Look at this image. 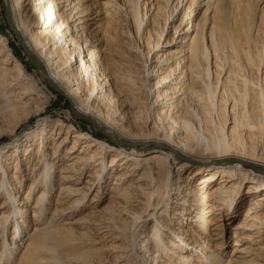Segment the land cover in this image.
I'll use <instances>...</instances> for the list:
<instances>
[{"label":"rangeland","instance_id":"374dc122","mask_svg":"<svg viewBox=\"0 0 264 264\" xmlns=\"http://www.w3.org/2000/svg\"><path fill=\"white\" fill-rule=\"evenodd\" d=\"M78 1L75 0V3ZM183 1V8L180 6L176 11L173 6L178 0H168L167 3L165 0H132L134 12L138 20H141L142 25L137 31L125 0H101V6L103 7L101 15L98 16L100 20L95 26L97 28L95 31L96 40L93 43V49L98 53L100 62L93 73L99 76L100 73L105 72L106 77L101 78L97 90L89 96L85 93L88 89V78H84L83 73L80 76L78 75L79 72H75V74L77 73L79 88L83 87L85 89L81 100L77 102L80 109L87 107L88 110H92V112L98 114L96 112L97 96L103 95L104 104L102 103L100 107L108 110L111 116L107 127L103 126V124H89L84 119L76 117L72 113L69 98L60 95L54 90L52 94L48 95L50 97L48 102L44 104L45 99H40L39 95L41 92H45L48 80L45 79L42 71L31 63L23 47L20 45L17 35L9 28L4 12L5 1L0 0V34L7 41L8 50L12 58L21 63L26 75L32 78L31 82L24 81L23 84H30L33 87V91L29 94L20 95L19 91L24 90V86L20 83L14 82L12 85L6 86L5 91L9 93L12 103H20L17 104L18 107L26 109L27 112L14 119L0 115V147L3 148L6 145L7 150H9L8 154L4 156V158H7L6 164H4V161L3 164L9 167L8 172L12 173L13 178L16 179L22 176V181L25 184L24 186L22 183V187L15 189L19 185V182L17 180L12 182L15 191L17 190L16 192H18L16 195L17 199L20 197L19 200L23 202L24 196L31 186L30 183L36 185V189L31 194L30 203L28 204L29 210L26 213L27 218H29L28 227L26 225L23 226L24 230L20 234L15 217L10 218L12 223L8 226V229L6 228L5 236L11 239L15 236L12 242H18L22 238L20 247H23L24 243L26 244L27 242L29 234L35 229V226H41V221H36L33 218L39 182L38 176L35 173L33 174L32 169L34 166L38 168L44 167L45 160H54V178L51 182V187H49L48 201H44L48 210L44 221L52 219L56 208L60 211L66 207L61 202V199L63 200L65 195L62 194V187L64 186H72L76 189L77 192L71 198H80L85 204L81 208H73L74 212L69 211L68 214L63 212L56 216L54 215L56 217L54 223L58 221L56 223L58 224L66 218V221L62 223L66 224L69 222V217L73 220L90 217H88L89 223L87 225L72 226L76 234L84 236L87 234V236L82 240L72 242L74 246L71 249V264H80L83 259L78 255L86 251L94 254V260L97 261L100 258L102 260L101 264H124L128 256H133L134 258L133 252L130 250V244H133V250L137 258L135 264H165L162 253L174 257L176 256L175 253L183 254L184 251L189 250L188 252H190L191 249L194 251L191 245L194 242L193 240H204L195 232L197 231V223L195 221L197 214L193 212L194 208L192 206L197 208V212L207 217L212 204L216 205L218 210L214 211L210 216L212 223L209 224V234L211 236L208 239L211 240L213 245L209 246L212 251L220 254L221 260L218 263L211 264H264V196L260 197V195H264V172H256V170L254 171L251 168H258V166L262 168L264 160H261V162L257 161L255 165H251L248 162L240 163L247 169L248 173L239 181L240 186L238 189H234L233 183H230L231 179H229L230 182L227 181L224 185H221L223 181L219 172L213 175L209 184L205 183L206 179L210 178V175L213 174L207 170V167L211 166L218 168L217 170H221L223 165L228 169L229 165L225 164L227 160H212L211 158H207V156L200 158L193 153H189V150H187L188 147H191L194 149V152L195 150L205 152L212 145L210 144L211 141L207 132L203 133L199 131L197 137H193V133L191 132L193 129L204 125L201 122V117L203 119L204 117L201 109V105L203 104L189 92L191 85L197 87L196 91L199 90L201 80L197 78V75L190 68V50L187 49V44L190 41L188 39L198 38L202 42L203 49H206L207 58L205 64L203 63L204 68L207 70L205 73L207 78L205 79L209 87L218 82V89L214 100V106H216L218 97H221L223 93L221 85L229 75L230 66L226 64L220 70V78L217 79L215 71L217 70L216 66L219 64V61L216 59L213 49L207 48L211 45L213 39L211 33L212 28H215L216 23L214 21H217L220 13L228 24L234 23L235 20L237 22L246 21L252 26V34L263 38L264 42V0H216L215 5L209 0H200L198 6L195 5L196 10L193 16L189 18L186 16L187 22L191 23L188 24L184 21L180 29L181 31L179 30L175 35L174 26L180 25V19L183 16L181 10L183 12L186 11L191 0ZM82 3L90 2L81 0ZM60 5L58 4L56 8H59ZM158 6L163 8V14L165 13V15H167V10H169L171 25L168 23L167 25L163 24V14H156ZM32 13L33 11L30 16L33 15ZM90 17L93 18V14ZM34 21L36 20L34 19ZM43 22L40 19L36 21L35 25L39 26ZM190 24L194 25L193 29H191ZM77 27H79L77 30L82 28L81 25H77ZM164 27L167 29L166 32H162ZM150 31L155 37H158V32L162 33V38L166 39L167 44H163L162 39H159L160 45L152 51V54L149 56V62H146L147 42L145 38ZM70 47L72 46H68V48ZM168 49H174L175 54L166 60L165 55ZM83 55L84 60H87L89 56L82 54V57ZM179 60H182L180 66H178ZM1 62L0 60V68L3 67ZM172 63H176L174 65H177V70L168 76L167 68L171 69L175 67L174 65L171 66ZM108 65L117 66L120 69L114 71L113 75L109 73ZM257 73L258 81L263 80L262 83H264V62ZM159 76H162L166 80L158 90L166 92V89L169 88L168 90L171 93H169V96L173 97L177 105L174 111L171 110L167 116L163 117L159 116L162 112L161 108H168L172 100L164 98L163 102H156V82L159 80ZM66 85H63L65 90H67L69 84ZM173 86L177 87V89L180 88L178 94H175L171 90ZM220 87L221 93L219 92ZM109 91L113 92V94L108 95ZM12 92L14 93L12 94ZM37 92L39 95H37ZM233 104L231 98L226 102L227 120L223 131V134L226 135L227 133L230 134V131L235 127V118L232 115L231 108ZM36 105L40 106V109L37 111L35 110ZM181 107L186 110L188 109L191 112V117L185 119L182 115V110L177 111ZM140 111L141 113L139 114ZM175 117L178 118L177 128L175 131H171L168 127ZM211 119L212 123L215 124L217 115L213 113ZM197 122L200 123L196 124ZM39 123H43V126ZM109 127H115L116 130L120 129L126 133H134L138 128H143L146 133H152L153 135L148 136V138L147 136L143 137L145 140L144 144L136 143L134 145L130 144V141L120 142V140V143L117 144L116 138L109 133ZM41 128L44 131L43 149L45 152L39 158L36 154L39 140L35 138L31 141L26 136L29 133L31 135L32 133L41 132L39 131ZM12 129L13 132L10 131ZM187 133H190L189 136L191 138L188 142L180 145L183 146L185 149L183 151L188 155H176L175 150L169 149L168 146H175L174 142L183 139ZM262 136L264 137V133ZM32 137L34 138V134ZM263 137L262 140H257L256 155L258 154V157H264ZM90 140L94 141L88 144ZM101 141H105L104 145L109 146L102 151L98 145ZM248 143L250 145V142ZM16 144L18 146L15 147ZM216 144L218 145V143ZM165 145H168V148L163 147ZM27 147L31 151L29 155L26 154ZM41 147L42 145H40ZM154 147L163 149L162 153L167 156L170 183L166 196L150 216L142 214L144 216L137 222V227H132L128 235L126 233H119L115 227H112L113 225L109 219L111 213L107 210L112 208L119 214L118 225L123 222L128 214H126V211H122L121 214L119 213V211L123 210V206L120 207L121 200H115L113 205L111 204L112 199H116L117 197V194L114 196V190L116 187L120 189L121 185L124 184L130 194V207L136 209L139 206V201L135 202L136 195L139 194L140 187L150 184L148 177L149 170L143 160L149 154L156 151ZM16 158L20 161V168L17 171L15 167ZM228 161L237 162L235 159ZM70 167L71 169H68ZM194 167H200L201 171L195 174V171H193ZM2 174L4 175L5 173H2V170H0V176ZM248 174H250V177H255V182L252 185L250 184L253 180ZM64 176L67 178H64ZM4 177L7 178L8 176L4 175ZM186 178L191 179L193 187L202 196L200 203L188 206L189 209L191 208V211L187 212L186 216L180 215L182 217L180 220H177L179 214H172L173 209H171V214L163 216L165 215L164 210L168 208L176 193L172 188L182 183ZM234 190L237 193L234 194ZM234 195L236 204L228 207L225 204V200ZM58 198L60 202H57ZM1 205L2 201H0ZM158 217L165 221L168 218L171 220V218L175 217L171 222L167 223L165 235L162 237V241L166 240L164 251L162 250V252H155L156 249L153 248V244H150L152 237L151 226H153L154 220ZM19 222L22 223L21 220ZM182 226H184L183 231L189 235L192 242L189 241L187 243L186 240L184 241L183 237L185 238L186 236L180 231ZM7 238H5L6 241ZM174 240L176 241L175 244L173 243ZM83 246L84 249H82ZM8 252L7 250V255H9ZM20 255L15 260H19ZM48 256H51V254H48ZM15 260H12L8 264H16ZM3 261L4 259L2 258ZM3 263L6 264V261ZM191 264L198 263L191 261Z\"/></svg>","mask_w":264,"mask_h":264},{"label":"bare ground","instance_id":"6f19581e","mask_svg":"<svg viewBox=\"0 0 264 264\" xmlns=\"http://www.w3.org/2000/svg\"><path fill=\"white\" fill-rule=\"evenodd\" d=\"M4 1V8H6V0ZM87 1L90 3L81 4V0H79L77 3H75V0H9L8 8L11 12L13 24L20 33L21 43L27 49L29 56L34 61L42 63L47 70V75L42 72L45 79L48 80L46 90L45 92H41L40 95L37 92V95H39L40 99H45L44 104L48 102L50 98L48 95L52 94L54 90L48 79L50 77L64 92L65 97L69 98L68 100L73 104L78 112L84 114L87 117H85L86 119L83 118L85 121L93 125L103 124V126H107L108 120L111 118V116L108 110L102 109L100 107L104 101L103 95L97 96L98 101L96 105V112H98V114L92 112V110H88L87 107L80 109L79 105L77 104V102L81 100L85 89L83 87L79 88V80L77 79V73L75 74V72H79V76L83 73V77L88 78V89L85 93H87L89 96L94 94V92L97 90L98 85H100L99 83L101 78L103 79V77H106L105 72L100 73L99 76H97L96 73H93L100 62L98 53L93 49V43L96 40L95 31L97 28H95V26L100 20V17L98 16L101 15L103 6H101V0ZM209 1L213 2L215 5L216 0ZM165 2L167 3L168 0H165ZM183 2V0H178V2L173 6L174 9L177 11L180 6L183 8ZM125 3L132 14L131 18L133 19V23L136 25V29L138 31L142 25L141 20H138L134 12L132 0H125ZM198 3H200V0H191L186 11L183 12L181 10L183 16L180 19V25L174 26L175 35L182 28V23L184 21L187 22L186 19L190 16H193ZM58 4L61 5L59 8H56ZM157 8L156 14H163V8L160 6ZM32 11L33 15L30 16ZM167 11V15H165V13L162 15V21L165 25H167V23L170 24L171 19V14L169 13V10ZM92 14L94 16L93 18L90 17ZM34 19L36 21L42 19L44 22L38 26L35 25L36 21H34ZM224 20L225 19L223 18V15L220 13L217 17V21H214L216 23L215 28H212L211 37H213V39L211 45L207 47L208 49H213L215 57L219 61V64L216 63L217 70L215 71L217 74V79L220 78V70H222L226 64H229L230 66L228 72L229 75L225 82H223L221 85L223 88V93L221 94V97H218L216 106H214V100L216 97V91L218 89V82L209 87L207 80L205 79L207 78V75H205L207 70L204 68L203 63L205 64L207 58L206 49H203L202 42L198 38L188 39V41H190V43L187 44V49L190 50V68L193 70L194 74L197 75V78L201 80V84H199V90L196 91L197 87L191 85L189 87V92H191L194 97H197L203 104L201 105V109L202 115L204 117V119L201 117V122L204 123V125L202 127L193 129L191 132L193 133V137H197L199 131H202L203 133L207 132L211 141L210 144L212 145L208 148V151L205 152L197 150L194 152V149L191 147H188L187 150H189V153H193L200 158L207 156V158H211L212 160H227L225 161V164L229 165L228 169L223 165L222 168L220 167L221 170H217L218 168L211 166L207 167V170L213 174L210 173V178L206 179L205 183L209 184L213 175L219 172L223 181L221 185H224V183L227 181L230 182L229 179H231L230 183H233L232 186L234 189H238L240 186L239 181L248 173L247 169L244 168L240 163L248 162L251 165H255L257 161L261 162V160H264L263 156L258 157V154L256 155L257 140H262V135L264 133V83H262L263 80L259 82L257 76V72L264 62V42L263 38L252 34V26L248 22H237V20H235L234 23L228 24ZM187 23L189 24L191 22ZM77 25H81L82 28L77 30L79 28ZM193 27L194 25L192 24L191 29H193ZM166 30V27H164L162 32H166ZM158 34V37H155L150 31L145 38L147 42V53L145 54L146 62H149V56L152 54V51H154L155 48L160 45V42H158L159 39H162L163 44H167L166 39L162 38V33L158 32ZM68 46L72 47L68 48ZM8 49L9 46H7L6 39L0 34V60L2 61L1 65L3 66L0 68V115L14 119L20 117L21 114H25L27 110L18 107L17 104L20 103H12L9 93L5 91L6 86H10L14 82L20 83L22 86H24V90L19 91L20 95L26 93L29 94L33 91V87L30 84H23L24 81L31 82L32 78H29L26 75L21 63L12 58V55ZM82 54H87L89 56L87 60H84V55L82 57ZM174 54V49H168L165 59H170L174 56ZM181 63L182 60H179L178 66H180ZM12 64L14 65L12 66ZM174 64L176 63H172L171 66ZM174 66L175 67H172L171 69H168L169 67L167 68L168 76L177 70V65ZM118 69L120 68L117 66L113 67L108 65L110 74H113L114 71ZM158 79L159 80L156 82V102H163L164 98H169L168 100H172L168 108H161L162 112L159 114V116L163 117L165 115L167 116L171 110L174 111L177 108V105L175 104L173 97L169 96V88L166 89V92L158 90V88L161 87L166 80L162 76H159ZM66 84H69L67 90H65L63 87V85ZM221 87L219 92L221 91ZM171 90L175 94H178L180 88L177 89V87L173 86ZM13 93L14 92H12V94ZM107 94L112 95L113 92L109 91ZM230 98L234 103L231 108L233 112L232 115L235 118V127L230 131V134L227 133L226 135L223 134L225 128L224 125L227 120L225 107L226 102ZM39 109L40 106L36 105L35 110L37 111ZM180 110H182V115L185 119H187V117H191V112L188 109L186 110L181 107L177 111ZM140 113L141 111L139 114ZM213 113L217 115L215 124L212 123L211 119ZM177 120V117L172 119L168 127L169 130L175 131L178 123ZM198 123L200 122H197L196 124ZM39 124L43 126V123ZM108 129L110 130L109 133L116 138L117 144L123 141H130L129 143L134 145H136V143L144 144L145 140L143 137L147 136L148 138V136L153 135L152 133H146L143 128H138L134 133H126L120 129L116 130L115 127H109ZM10 131L13 132V129ZM39 131L41 132L32 133L31 135L30 133L27 134L26 138L30 139L31 141L35 138L39 140V147L36 154L40 158L45 151L43 149V128H41ZM190 133H187V135L178 142H174L175 146L172 145L170 147L165 145L163 147H169V149L171 148L173 151L175 150L176 155L186 156L185 154L187 153L183 151L185 149L180 144L188 142V140L191 138V136H189ZM33 134L34 138L32 137ZM93 141L94 140L88 141V144L92 143ZM248 142H250V145H248ZM104 143L106 142L101 141V143L98 144L99 148H101V151L109 147L104 145ZM216 143H218V145ZM40 145H42L41 148ZM16 146H18V144H16L15 147ZM154 148L156 151L149 154V156L143 160L149 170L148 177L150 184L140 187L139 194L136 195L137 198L135 200V202L139 201V206L136 207V209L130 207V194L128 193V188H126L124 184L121 185L120 189L119 187H116L114 190V196L117 194V197L116 199H112L113 201L111 204L113 205L115 200H121L120 207L123 206V210L119 211V213L121 214L122 211H126V214H128V216L124 218L123 222L118 225L117 221L119 220V214H117V212H115L112 208L107 210L111 213V217L109 219L113 225L112 227H115L119 233H126V235H128L132 227H137V222L144 216L142 214L150 216L151 213L154 212L158 207V205L162 203L166 196V191L170 183V170L168 168L167 156L162 153L164 150L160 147ZM26 149V154L29 155L31 153L29 147ZM8 152L9 150H7L6 145H4L3 148L0 147V170H2V173H5L4 175L8 176L7 178H5L3 174L0 176V201H2V205L0 206V264H5L3 263L4 261H6V264H8L12 260H15L19 254H21L19 260L14 261L16 264H71V249L74 246V243L72 242L82 240L87 236V234L85 236L76 234L72 226L79 227L80 224L87 225L89 223L88 220L90 217L88 216L89 218L86 217L77 220H73L69 217V222L66 224H62L66 221V218L63 219L64 221L62 220L58 224H56L58 221L54 223V221H56V215L63 212L68 214L69 211H73V208H81V206L85 204V202L80 198H71V196L77 192L76 189H74L72 186H64L65 188L62 187V194L65 195L64 199H61V202H63L66 207L60 211H58L56 208L53 212L52 219L49 221L46 219V221H44L45 214L48 211L44 201H48L47 196L50 192L49 187H51V182L54 178V160H45L43 165L44 167L38 168L37 166H34L32 169L33 174L35 173V175L38 176L39 182V190L35 200L36 208H34L33 211V218L36 221H41V226H35V229L29 234L27 242L26 244L24 243L23 247H20L22 238L18 242H12L15 238L14 234L12 239L5 236V230L6 228L8 229V226L12 223V221H10V218L12 217H15L16 219V224L17 227H19L18 231H20V234L24 230L23 226L26 225V227H28L29 218H27L26 213L29 210L28 204L30 203V198L32 196L31 194H33L34 190L36 189V185H34V183H30L31 186L28 188V192L25 194L23 202L19 200L20 197L17 199L16 195L18 192H16L17 190L15 191V189L22 187L24 183L21 178L22 176L16 179L13 178L12 173L8 172L9 167L4 165L7 161V158H4V156L7 155ZM14 156H16V154H14ZM231 159H235L237 162H229L228 160ZM15 162L17 171L20 168V161L18 158H16ZM251 168L254 169V171L256 170V172H264V166H262V168L261 166H258V168ZM68 169H71V167ZM193 171H195V174H198L201 171V168L194 167ZM249 175L250 174H248V176ZM64 178L67 177L64 176ZM250 178L253 180L250 184L252 185L255 182V177L253 176ZM16 180L19 182V185H17V188L14 189L12 182ZM172 189L175 190L176 193L168 208L164 210L165 215L163 216L171 214V209H173L172 214H179V217L177 216V220H180V218L182 219L180 215L186 216L187 212L191 211V208L189 209L188 206L191 204H199L202 196L193 187V183L189 178H186L182 183H179ZM235 193H237L236 190H234V194ZM178 196L182 197L178 198ZM261 196L264 195L262 194L260 197ZM234 197L235 195L225 200V204L228 205V207L236 204ZM58 201L60 202L59 198L57 202ZM192 208H194L193 212L197 214L195 218L197 223V231L195 232L199 234L204 240H193L194 242L191 245L192 248H194V251L191 249L190 252H188L189 250H186L183 252V254L175 253L176 256L174 257L167 256L162 253V255H164L163 262H165V264H191V261H195L198 264H211L218 263L221 260L220 254L211 250L209 245L213 244L211 243V240L208 239L211 236L209 234V224L212 223L210 216L214 211L218 210V208L216 205L212 204L209 213L207 212L209 214L207 217L206 215L197 212V208L195 206H192ZM91 216L94 218L93 215ZM174 218L175 217L171 218V220ZM19 220H21L22 223H20ZM171 220L168 218L165 221L161 220L159 217L154 220V224L151 226L152 237L150 244H153V248L156 249L155 252H162V250L164 251L166 240L162 241V237L165 235L167 223L171 222ZM183 229L184 226L181 227L180 231L182 234H185ZM185 236V238L183 237L184 241L186 240L187 243L189 241L192 242V239L189 237V235H187V233ZM5 238H7V241ZM173 243L175 244L176 241L174 240ZM130 246V250H132L134 258L133 256H128L124 264H135L137 262L135 251L133 250V244H130ZM82 249H84V246ZM7 250L9 251V255L6 253ZM48 254H51V256H48ZM78 256L83 259L80 264L102 263L100 258H98L97 261L94 260V254L89 251L80 253ZM2 258L4 259L3 262Z\"/></svg>","mask_w":264,"mask_h":264},{"label":"water","instance_id":"95a60500","mask_svg":"<svg viewBox=\"0 0 264 264\" xmlns=\"http://www.w3.org/2000/svg\"><path fill=\"white\" fill-rule=\"evenodd\" d=\"M8 4H9V0H6V8L4 9V12H5V14H6V22H7L8 26H9V28L12 29V30L15 32V34L17 35L18 41L20 42V45L23 47L24 52L28 55V58H29V60L31 61V63H33V64H34L36 67H38V68H39V69H40L45 75H47V70L45 69L44 65H43L42 63H40V62H37V61H34L33 59H31V57H30L29 54H28L27 49H26L25 46H23V44L21 43L20 33H19V31H17L16 27H15L14 24H13V21H12V19H11V12L9 11ZM48 79H49V82H50L52 88H54V90H55L56 92H58L60 95L65 96L64 92L58 87V85L56 84V82H55L53 79H51L50 77H49ZM70 105H71L72 113H74V115H75L76 117H79V118H81V119H83V118L86 117L84 114L78 112V110L73 106L72 103H70ZM86 118H87V117H86ZM86 118H85V119H86ZM94 125H96V124H94ZM97 127H98V126H97ZM98 128H99V127H98Z\"/></svg>","mask_w":264,"mask_h":264}]
</instances>
